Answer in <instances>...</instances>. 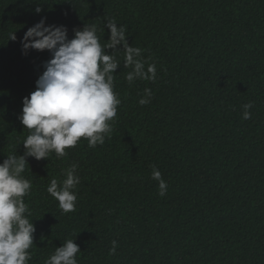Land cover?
I'll use <instances>...</instances> for the list:
<instances>
[{
    "label": "trees",
    "instance_id": "trees-1",
    "mask_svg": "<svg viewBox=\"0 0 264 264\" xmlns=\"http://www.w3.org/2000/svg\"><path fill=\"white\" fill-rule=\"evenodd\" d=\"M42 17L67 26L69 38L96 24L102 44L115 18L157 79L130 86L123 50L109 53L120 61L122 101L110 138L28 158L29 264H44L67 239L80 246L78 264H264V0H0V163L25 151L22 101L51 55L23 54L20 40ZM145 88L153 96L141 106ZM72 163L81 183L76 210L64 213L47 187Z\"/></svg>",
    "mask_w": 264,
    "mask_h": 264
},
{
    "label": "clouds",
    "instance_id": "clouds-1",
    "mask_svg": "<svg viewBox=\"0 0 264 264\" xmlns=\"http://www.w3.org/2000/svg\"><path fill=\"white\" fill-rule=\"evenodd\" d=\"M36 13L43 9L36 7ZM105 28L110 29L107 43L102 44L96 24H85L82 29H74L69 38L65 25H48L46 17L28 28L20 40L22 53L31 50H47L51 58L44 62V71L36 81V90L23 98L22 113L18 119L29 130L23 141L24 153L12 154L0 163V264H29L32 259L30 249L36 232L30 221L31 210L25 197L32 191V181L23 173L28 166V158L48 159L67 155L66 149L74 148L83 138L88 147L103 145L110 138L112 123L122 103L117 92L114 73L120 68L116 51L124 52V67H131L125 79L131 86L137 80L155 81L157 67L143 59L142 49L128 43L127 26L117 24L115 18L106 20ZM10 39L15 41L14 33ZM150 88L144 89L141 106L151 102ZM253 103L243 105L242 118H251ZM79 165L72 163L64 170V179L53 178L47 192L58 201L64 213L76 210L77 186L81 178L77 174ZM151 178L158 181L159 195L167 193V182L162 172L152 166ZM117 241H112L111 254H115ZM81 252L76 239H67L63 245L44 261V264H78Z\"/></svg>",
    "mask_w": 264,
    "mask_h": 264
}]
</instances>
